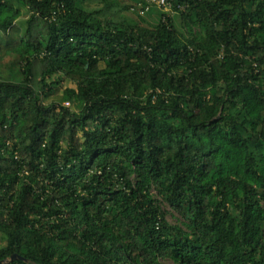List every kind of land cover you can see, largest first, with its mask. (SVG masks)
I'll list each match as a JSON object with an SVG mask.
<instances>
[{"label": "trees", "instance_id": "1", "mask_svg": "<svg viewBox=\"0 0 264 264\" xmlns=\"http://www.w3.org/2000/svg\"><path fill=\"white\" fill-rule=\"evenodd\" d=\"M89 1L0 0V264H264V0Z\"/></svg>", "mask_w": 264, "mask_h": 264}, {"label": "rangeland", "instance_id": "2", "mask_svg": "<svg viewBox=\"0 0 264 264\" xmlns=\"http://www.w3.org/2000/svg\"><path fill=\"white\" fill-rule=\"evenodd\" d=\"M101 0H90L89 1V5L91 9H98L100 7H102V3L100 2ZM116 1L120 6H122V9L120 8H115L113 10H111V13H109L111 18H114L116 21H122L124 19L128 20V21H139V18L135 15H132L131 13H129L128 10L123 9L124 7H130L134 4H137L138 1H142V0H114ZM21 8L22 12H23V17L18 21V24L23 28L25 27V21L27 20V18L30 16V13L27 9L23 8V7H19ZM154 11L152 14V17H145V24L147 25H155L158 23V19H159V14L161 13L158 9L153 8ZM158 10V11H157ZM174 22L176 27L182 31L183 33H187L186 29L184 28V26L182 25V19L180 16L178 15H174ZM197 32V34L199 33V29L195 28V30ZM57 80V76L54 78V80L50 81L51 83L55 82ZM68 88H76V86L74 84H72L71 82L67 81V80H63V82H61V84L59 86H55L54 87V94L45 101L46 104H50V103H60L62 96L64 95V92L66 89ZM66 107H71V109H74V106L72 105V103L67 106V104H65ZM153 197L156 199L158 205L161 207L162 211L165 213L166 219L167 221L173 225V226H178L181 227L184 231L187 232L188 235L192 234V230L189 228L188 224L186 223V221L180 217L179 215H177L162 199L161 197L158 195V193L153 190ZM6 245V240L3 238V236L0 234V250ZM161 264H175L171 261H167V260H163L161 261Z\"/></svg>", "mask_w": 264, "mask_h": 264}, {"label": "built area", "instance_id": "3", "mask_svg": "<svg viewBox=\"0 0 264 264\" xmlns=\"http://www.w3.org/2000/svg\"><path fill=\"white\" fill-rule=\"evenodd\" d=\"M200 0H184L182 4L174 5L172 0H144L143 3L131 8L133 12L144 16L153 8L163 11L167 16L178 15L179 13H186L191 8L192 4ZM69 106V103H66Z\"/></svg>", "mask_w": 264, "mask_h": 264}, {"label": "water", "instance_id": "4", "mask_svg": "<svg viewBox=\"0 0 264 264\" xmlns=\"http://www.w3.org/2000/svg\"><path fill=\"white\" fill-rule=\"evenodd\" d=\"M16 259H21V258H18V257H16V256H13V257H12V261H14V260H16Z\"/></svg>", "mask_w": 264, "mask_h": 264}]
</instances>
